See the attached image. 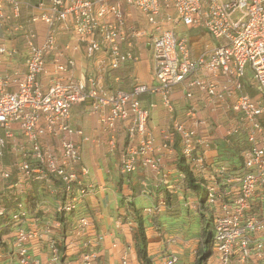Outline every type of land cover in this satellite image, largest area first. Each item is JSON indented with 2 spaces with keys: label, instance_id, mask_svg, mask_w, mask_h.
<instances>
[{
  "label": "built area",
  "instance_id": "2783aa9c",
  "mask_svg": "<svg viewBox=\"0 0 264 264\" xmlns=\"http://www.w3.org/2000/svg\"><path fill=\"white\" fill-rule=\"evenodd\" d=\"M123 4L142 16L152 28L149 34L145 28L126 26ZM6 5L19 16L16 0H0V28L10 19ZM40 7L38 15L11 26L12 32L24 35L28 47L24 73L3 72L2 57L11 52L0 36V159L6 152L15 157L11 168L0 170V178L7 183L13 172L18 175L14 184L6 185L14 210L0 208V245L5 243L2 234L11 238V261L98 264L96 250H86L72 261L59 243L68 239L77 243L95 224L93 216L81 213L84 201L97 191L83 164L82 147L101 141L71 125L72 108L85 106L98 119L108 153H118L121 177L142 167L176 191L164 164L165 159L180 157L203 182L202 213L210 212L213 225L207 264H264V100L252 97L243 83L249 65L256 92L264 93V0H49ZM165 22L203 28L218 45L192 59L186 39L163 29ZM38 23L46 27L42 41ZM63 37L70 41L60 43ZM145 46L151 52L155 85L138 84L131 92L107 87L106 77L138 64ZM75 53H82L96 72L76 79ZM114 80L119 82L118 77ZM176 88L190 102L189 108L157 137L149 127L150 111L139 97L159 95L172 114ZM198 96L205 98L201 109ZM203 110L215 118L222 143L238 138L242 149L249 144L242 151L241 170L227 161L207 162L214 134L199 114ZM175 174L178 181L185 180L184 173ZM23 182L49 194L53 208L46 209L40 200L27 209L21 203L24 189H16ZM141 185L148 187L146 182ZM164 206L148 208L145 214L160 213ZM107 237L98 236L97 243ZM41 250L44 257L39 256ZM177 263L173 255L163 264ZM120 264L139 263L124 251Z\"/></svg>",
  "mask_w": 264,
  "mask_h": 264
},
{
  "label": "crops",
  "instance_id": "0c3cea01",
  "mask_svg": "<svg viewBox=\"0 0 264 264\" xmlns=\"http://www.w3.org/2000/svg\"><path fill=\"white\" fill-rule=\"evenodd\" d=\"M19 3V16H14L12 8L8 5L5 7L6 13L9 15V21L2 24L0 28V36L3 40L4 32L10 33L9 38H5L2 44L7 48L11 55H6L3 57L2 70L4 73L13 74L14 72L24 73L25 62L28 58V47L25 42L24 35L22 33L15 34L11 31V26L16 24H23L30 20L33 16L41 13V4H48L49 0H16ZM123 12L126 15L127 22L126 26L135 27L142 29L146 27L145 21L140 16L138 12L134 9L122 5ZM173 15L171 11L168 12ZM163 19V17L161 18ZM38 25V24H37ZM37 25L36 30H37ZM45 29L46 27L41 24ZM170 27L175 34L177 39H186L188 48L190 51V57L192 59H197L203 53L211 51L218 45V42L213 40L208 32L200 27H185L181 24L175 25L174 23H163V27ZM162 27V28H163ZM187 31L190 32L194 30L192 36H179L176 31ZM38 32V30H37ZM8 41V43H7ZM70 41L69 37H63L60 39V43H66ZM146 40H144V44ZM142 45V44H141ZM142 59L138 64L126 65L120 68L115 74H111L106 77V85L111 90H121L125 92H131L134 87L138 84H144L147 86H154L153 80V63L151 52L148 47L145 46L142 49ZM76 62L77 68L75 69L74 76L76 79L83 80L87 75L94 74L96 68H89L88 62L84 58L82 53H75L72 55ZM115 77L119 78V82L114 80ZM127 89V90H126ZM141 106L150 111V121L149 127L153 133L159 137L161 130H166L171 128L172 121L175 119H182L184 113L189 108L190 102L184 99L182 92L176 88L175 94L173 96V106L174 113L170 114L162 106L159 95H142L139 97ZM204 96H198L197 98V108L204 103ZM199 100V101H198ZM154 104L155 108L151 109L150 106ZM80 107V106H79ZM82 109L76 115V122L73 127L82 128L85 132L92 138L99 139L101 144H84L82 147V158L83 164L88 166H94V172L90 175L89 181L93 182L97 186L96 194L101 191H105V186L107 187V182H110L113 186V196L115 201L116 213L115 215L105 216L102 212V207L100 202L89 200V203L84 201L82 208L85 206L87 211H81L82 214H87L94 217V227L92 231L88 232L83 236L77 243L72 242L71 239L67 241H59L61 247L64 249V253H67L69 260H77L80 253L84 251L96 250L98 252V264H120L121 257L124 251H127L132 260L138 262L136 250L133 243V231L135 230V223L133 220V213L131 204L134 205L136 209L140 211V215L143 216L146 226V236L148 241V255L152 260L153 264H163L166 258L170 256H177V264H194L197 256V251L201 247L202 235L199 237L193 234L188 235L183 230L182 227L191 221V216L197 214L198 210L201 208L198 198L195 193L189 190L185 184L184 180H177L175 173H183L180 171V157L178 159L166 160L164 164V173L167 174L171 182L178 187V190L169 192L174 193L173 198L175 202L173 203V209L167 211L166 205L161 208L160 213H156L154 216H147L145 210L148 208H154L160 206L162 203L165 204L164 194L162 190L168 189L166 185L162 184L160 176L157 174L139 167L137 172L123 178L118 176L115 178L111 175V165L112 161L109 159L114 155L118 156V153L109 154L106 147V138L100 135L98 129V119L95 115H91L88 108L81 106ZM199 114L208 122L209 131L214 134V145L211 146L205 154V158L208 163L217 162L219 160L220 152L221 154L227 150L228 155L233 153L234 150H241L242 141H238V138L231 139V143H222V132L220 129L216 128L215 118L207 111H200ZM204 114V115H202ZM231 116V115H230ZM224 144V146L218 145ZM225 149H224V148ZM101 159L106 160L107 171L104 173V177L99 172V163ZM15 157L11 152H6L5 156L0 159V170L11 168L14 165ZM117 170L119 168V158L118 164L116 165ZM237 169V168H235ZM17 174L13 172L12 179L9 182H5L0 178V208L5 207V203L11 204L13 200L10 197L11 193L7 190L6 185H12L18 180ZM157 183L154 184L153 181ZM147 183L148 187L145 189L142 187V183ZM34 186H37L33 190ZM29 188L26 182L17 185L18 189H24L25 195L29 197L34 194L39 200H44L45 203L49 202L51 198L47 197V193L40 188L38 185H34ZM165 186V187H163ZM132 188L134 191H132ZM110 190V189H109ZM15 192V191H14ZM153 195V193H155ZM120 197V202L117 199ZM88 198V197H87ZM52 200V199H51ZM53 201V200H52ZM4 202V203H3ZM173 202V201H172ZM107 206V205H106ZM47 207V206H46ZM198 207V209H197ZM9 208H13V205ZM82 210V209H81ZM176 211V212H175ZM200 214V213H199ZM177 215V217H174ZM201 216V215H200ZM51 218V215L48 216ZM153 218V222H151ZM156 220V221H155ZM3 224V222H1ZM102 234H107V239L102 243H97L98 236ZM2 234L5 243L0 245V264H14L10 259V240L8 236ZM11 239V238H10ZM69 243L68 248L66 244ZM97 243V244H96ZM85 244L88 246L85 247ZM77 245H80L77 248ZM77 250V251H76ZM39 251V250H38ZM67 251V252H66ZM39 256L44 257V251L39 252Z\"/></svg>",
  "mask_w": 264,
  "mask_h": 264
},
{
  "label": "rangeland",
  "instance_id": "374dc122",
  "mask_svg": "<svg viewBox=\"0 0 264 264\" xmlns=\"http://www.w3.org/2000/svg\"><path fill=\"white\" fill-rule=\"evenodd\" d=\"M124 21H125V23L127 22V18H126L125 13H124ZM41 24L42 23H38V25H37L38 37H39L40 41H42V39L44 37V34H45V28L43 26H41ZM169 28L170 27H168V26L167 27H165V26L163 27V29H169ZM151 29L152 28L150 26H146L145 27V30L147 31L148 34L150 33ZM194 32H195L194 30H192L190 32H188V30L187 31L185 30V31H182V32L176 31L177 35L179 34L180 37L181 36H188V37L192 36L194 34ZM4 34L5 35H3V37H4L3 40L1 39V43L4 42L6 37L7 38L10 37V33L4 32ZM7 43H8V41H7ZM2 59H3V57H2ZM2 64H3V61H2ZM243 83H244V86H245L246 90L250 93V95L252 97L255 98V97L260 95L263 98V100H264V93L260 94V93L256 92L257 85H256V82H255V80L253 78V73H252L251 69L249 68V65H247V69H246V72H245V78L243 80ZM139 100H140V98H139ZM80 109H82L81 106L80 107L79 106H75L71 110V115H72L71 125L72 126L75 125L74 123L76 122V115L75 114H77ZM202 115H204V114H202ZM202 118L205 119V117H202ZM248 147H249V144L246 142L245 144H243V149L242 150H234L233 151V155H231V154L228 155V154H225V153L221 154V152H220L219 160L220 161H227L233 168H237V169L241 170L242 169V151L244 149H247ZM109 159L113 163V166L111 165V170H110L111 171V175L110 176L113 175L115 178H118V176H120L119 175V171L117 170V167H116V165L118 164V156L114 155V157L111 156ZM98 163H99L98 166L100 168L99 172L104 177V173L107 171L106 160L105 159H101V160L98 161ZM85 166L87 167V169L89 170V173L91 175L94 172V166H93V168H92V166H88L87 164H85ZM90 177H92V176H90ZM153 182H154V184L157 183L155 180ZM107 185H108L107 187L105 186V191H101L99 194L95 193V194H92V195L88 196V198L86 199V202L89 203L90 199L100 202L101 207H102V212L104 213V215L105 216H111V215H115V213H116L115 201H114V196H113V189L115 187L113 188V186H111L110 182H107ZM36 187L37 186H34L33 190H35ZM163 187H165V186H163ZM200 187L205 189V185L204 184H201ZM36 191H37V189H36ZM36 191H33L34 194H37ZM155 194H156V192L153 193V195H155ZM47 197L51 198L49 194H47ZM36 200H37V201H35L36 204L40 202L39 199L36 198ZM117 201H118V203L120 202V197L117 199ZM21 203H23V204L27 203L26 196L22 198ZM4 205H5V208H7V209L10 207V205L7 202ZM53 205H54V202L50 199L48 203L46 202V206L47 207L45 206V208L46 209H52ZM197 209H198V207H197ZM10 210L12 211V210H14V208H11ZM84 210L87 211V208L85 206L82 208L81 211H84ZM9 213L10 212H8V214ZM209 215H210L209 211H205L204 212V216L205 217H209ZM191 218H192L191 221H188V223L185 225V227H182V228H183V230L185 229V232H187L188 235L193 234V235H196V236L199 237L201 235V225H202V223H201L202 221L201 220H202V217L200 216L199 213H197L194 216H191ZM29 248L32 249L34 247H29Z\"/></svg>",
  "mask_w": 264,
  "mask_h": 264
},
{
  "label": "trees",
  "instance_id": "16d2710c",
  "mask_svg": "<svg viewBox=\"0 0 264 264\" xmlns=\"http://www.w3.org/2000/svg\"><path fill=\"white\" fill-rule=\"evenodd\" d=\"M264 121V120H263ZM220 146H224V144H220L221 142H218ZM224 148V147H223ZM225 149V148H224ZM237 150V149H236ZM225 154L229 153L227 150L224 152ZM233 155V153H231ZM180 166L179 169L182 171L185 175V184L187 188L191 191H193L196 195V197L199 200L201 208L197 211L200 213L202 217V225H201V235H202V243L201 247L197 251V256L194 264H207L211 248H212V220L209 217H205L202 211L204 210V203L206 199V190L201 188L200 185L203 184L201 180L198 178H195L193 174L190 172L189 168L185 165L184 159H180ZM132 191L134 193L135 190ZM162 193L164 194V201L166 205L167 211L170 212L173 209V203L175 202L173 195L174 193L169 192V189L162 190ZM36 197H34V194L32 196L27 197V209H33L36 204ZM173 201V202H172ZM13 203L9 204L12 206ZM132 213H133V220L136 225L135 230L133 231L132 237H133V243L137 254V259L139 264H153L151 258L148 255V241L146 236V226H145V220L143 219V216H141L140 211L134 207L133 204H131ZM33 211V210H32ZM176 212V211H175ZM155 215V214H154ZM152 215V216H154ZM174 217H177L175 215ZM151 218V222H153ZM156 221V220H155ZM154 226H155V222Z\"/></svg>",
  "mask_w": 264,
  "mask_h": 264
}]
</instances>
